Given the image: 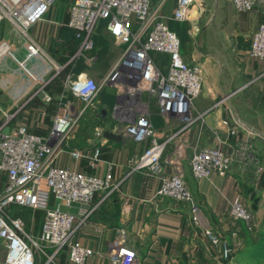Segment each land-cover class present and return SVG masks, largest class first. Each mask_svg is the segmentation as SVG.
<instances>
[{"label": "built area", "instance_id": "obj_1", "mask_svg": "<svg viewBox=\"0 0 264 264\" xmlns=\"http://www.w3.org/2000/svg\"><path fill=\"white\" fill-rule=\"evenodd\" d=\"M170 0H71L67 7V19L62 24L74 32L80 42L73 57L85 58L94 51L93 36L100 22H106V30L122 53L110 72L100 82L87 74H80L64 82V88L74 99L67 101L54 116L46 135L31 132L25 124H15L17 112H2L0 117V240L5 256L0 264H36L38 244L53 248L46 256L52 262L62 251L68 253L71 264H85L96 252L75 240L78 227L88 220L94 211L97 195L117 192L112 167L104 176L78 171L66 164L68 156L73 162L89 160L94 166L100 161L102 144L108 134L118 136L123 142L145 146L142 154L129 162L131 173L146 172L160 181L157 196L177 203L187 204L198 221L193 193L185 179L184 164L188 163L197 180L215 175H227L238 163L243 171L255 163L256 153L248 141L233 145L231 138L240 133L248 139L258 134L248 127L233 111L227 138L215 147H198L192 141L194 128L203 120L192 114L193 102L202 94L204 76L200 65L184 60L178 35L169 27L170 21L190 22L193 31L203 12V0H176L175 10L168 17L166 9ZM55 0H24L21 3L0 0V20L9 19L13 31L28 50L29 58L42 56L50 64L53 61L41 45L32 40L31 28L45 20ZM236 14H258L264 18V0H227ZM192 32V31H191ZM194 36L195 34H193ZM152 54L166 55L169 65L162 73ZM250 57L264 61V21L252 34ZM72 59V60H73ZM98 54L89 62L96 63ZM49 70V71H50ZM50 71V72H51ZM40 84L46 80L40 78ZM105 88L116 90V104L110 111L114 125L97 127L100 137L85 148L72 146L79 126L87 112L100 116V94ZM45 104L52 102L50 95L39 89ZM145 96L157 102L166 122L178 125L168 132L158 131L150 120V110ZM227 110L224 97L216 109ZM229 111V110H228ZM169 147L172 151L167 154ZM254 152V154H253ZM190 153V156H189ZM171 168V169H169ZM13 206L27 207L45 213L38 243L25 231L24 221L11 213ZM76 208V212L72 211ZM233 222H243L249 231L254 227L251 210L237 197L230 209ZM205 236L213 245L219 238L211 229ZM40 248V247H39ZM45 254V253H44ZM110 264H137L136 252L127 244L123 230L108 251L99 254ZM223 255L230 259L232 250L225 244Z\"/></svg>", "mask_w": 264, "mask_h": 264}, {"label": "crops", "instance_id": "obj_2", "mask_svg": "<svg viewBox=\"0 0 264 264\" xmlns=\"http://www.w3.org/2000/svg\"><path fill=\"white\" fill-rule=\"evenodd\" d=\"M70 1H57V8H52L45 20L30 30L32 40L41 45L52 59V71L49 69L50 62L44 57L29 58L26 46L13 31L9 19L0 20V117L4 111L14 113L17 106H24L17 113L14 123L25 124L31 132L42 136L49 131L61 106L74 99L64 88L66 80L88 72L100 83L108 74L97 76L92 74L93 71L85 70L84 58L72 61L80 42L75 39L72 30L62 25L67 19L64 9ZM234 14L236 16L232 21L238 20L235 33L241 32L237 34V51L244 53L250 49L251 36L264 18L258 14ZM108 37L112 43V37L109 34ZM208 40H212L211 36ZM215 46L214 42L208 55L210 59L205 63L206 96L196 99L197 111H208L218 95L224 96L226 104L233 107L240 120L258 134L248 139L246 134L240 133L230 139L233 145L248 141L257 153L255 163L246 171L236 163L227 175L203 180L195 179L189 164L185 163V179L198 211L196 222L193 219L195 213L189 205L157 196L160 188L158 178L146 172L131 173L129 162L142 154L145 146L110 138L102 144L98 142L101 157L94 166L89 160L73 162L66 156L64 164L88 174L104 176L112 167L114 181L120 184L119 191L95 197L94 211L77 229L75 240L96 252L85 264H110L108 258L99 254L109 250L119 230L125 232L128 247L136 252L137 264H264V61L252 59L249 50L244 55L242 66L227 68L218 61L221 52ZM113 47L122 50L115 44ZM182 54L193 64L199 62L201 56L197 53L192 56ZM120 55L121 52L116 61ZM151 56L159 69L166 73L168 56ZM40 78L46 80V84L41 85ZM39 89H44L51 96V103L45 104ZM116 100L115 89L102 90L99 99L102 115L97 117L102 128L114 125L110 111ZM224 121H230L224 107L211 111L194 128L193 143L198 147L217 146L220 140L227 138L228 126ZM151 123L162 132L178 126L174 122L176 126L170 129L159 107L158 110L154 108ZM76 142L75 139L72 146H89L86 143L74 145ZM172 149L169 147L167 154ZM237 197L254 216L252 231L243 222H233L230 218V209ZM76 210L72 209L74 213ZM206 229H211L219 238L218 244L213 245L205 236ZM225 244L232 250L230 259L223 255ZM48 250L52 255L53 248ZM36 264L71 263L68 253L62 251L52 262L48 257L45 260L36 258Z\"/></svg>", "mask_w": 264, "mask_h": 264}, {"label": "rangeland", "instance_id": "obj_3", "mask_svg": "<svg viewBox=\"0 0 264 264\" xmlns=\"http://www.w3.org/2000/svg\"><path fill=\"white\" fill-rule=\"evenodd\" d=\"M60 0H55V2L51 5L52 8H57V4ZM69 1V0H68ZM13 2V1H12ZM176 0H170L168 2V6L166 9V15L170 17L174 10H175ZM68 5L65 7L64 12H66ZM203 8L204 12L196 25V28L193 31V25L190 22H181V23H175L170 21L169 27L174 31L178 37L181 40L182 44V52L186 53L188 56H192L194 53L201 54V56L198 58L199 62L195 63L200 65L203 71L204 76V83H203V92L198 97H205L204 90L206 89L205 86V63L210 58L208 55L211 53L212 50V44L215 42L218 50L222 53L219 54L217 57L218 61H220V64L224 65L227 68H234V67H240L242 66L243 59L245 58V53H248L250 50H245L244 53L241 51V53H238L237 46L239 40V37H237V34H240L241 32L235 31L237 30V24L238 20L232 21V18L236 16L234 12L231 10L229 4L227 3V0H203ZM50 9V11H51ZM65 22V21H64ZM63 23V22H62ZM195 34L192 36V32ZM108 32L106 31V22H100L96 28L95 35L93 36V42H94V51L91 53H86L84 62H85V70L87 71H93L92 74L97 76L106 75L109 73L112 66L115 64L116 57L120 52L122 53L121 49H116L113 47V40L112 43L108 40ZM206 36H211L212 40H208ZM246 47V46H245ZM250 53V52H249ZM248 53V54H249ZM98 54V61L96 63L89 62V59ZM250 56V55H249ZM184 57V56H183ZM196 57V56H195ZM197 58V57H196ZM184 60L189 63V59L184 57ZM72 61H75L73 59ZM191 65H194L193 63H189ZM208 65V64H206ZM161 69V68H160ZM109 71V72H108ZM163 73V70H160ZM86 74L95 80V78L86 72ZM98 82L97 80H95ZM224 98L222 95H218L216 97V101L212 105V107L205 112H198L197 111V105L196 100L193 102L192 106V114L194 116H202L203 119L213 110H215V106L218 105V103ZM144 101L149 107L150 110V120L153 113L154 108H157L158 106L156 104L155 99L149 96H145ZM157 106V107H156ZM62 107V106H61ZM227 111H233L236 113L232 106L227 104ZM226 109V108H225ZM100 112L99 114H101ZM102 124L94 114V112H87L86 116L84 117V120H82L77 135L76 140L77 142L74 145H80L82 143H86L89 145L92 144L93 141H98L100 137L96 136L95 129L97 127H102ZM171 128H174L176 125H168ZM169 129V128H168ZM256 153V150H254ZM253 152V154H254ZM257 155V153H256ZM251 167V166H250ZM18 217H20L24 223H25V231L28 235L34 238V241L38 243V237L40 235L42 224L45 219V213L39 212L36 210H30V209H18L16 212H13ZM40 247V248H39ZM54 251V249H53ZM37 252V258L45 260L46 256H51L48 248H45V246L38 244V248L36 247ZM45 253V254H44ZM5 256V249L3 245V241L0 240V260L3 259Z\"/></svg>", "mask_w": 264, "mask_h": 264}, {"label": "trees", "instance_id": "obj_4", "mask_svg": "<svg viewBox=\"0 0 264 264\" xmlns=\"http://www.w3.org/2000/svg\"><path fill=\"white\" fill-rule=\"evenodd\" d=\"M172 22H175V23H181V22H176V21H172ZM172 30V29H171ZM20 208H22V209H30V208H27V207H21V206H13L12 208H11V213H12V215H14V216H17L16 214H14L13 212H16L18 209H20ZM30 210H32V209H30ZM39 212H42V211H39ZM44 213V212H43Z\"/></svg>", "mask_w": 264, "mask_h": 264}, {"label": "water", "instance_id": "obj_5", "mask_svg": "<svg viewBox=\"0 0 264 264\" xmlns=\"http://www.w3.org/2000/svg\"><path fill=\"white\" fill-rule=\"evenodd\" d=\"M107 137L110 138V139H112V140H117L119 142L122 141V139L120 137L114 136V135H111V134H108Z\"/></svg>", "mask_w": 264, "mask_h": 264}, {"label": "bare ground", "instance_id": "obj_6", "mask_svg": "<svg viewBox=\"0 0 264 264\" xmlns=\"http://www.w3.org/2000/svg\"><path fill=\"white\" fill-rule=\"evenodd\" d=\"M11 2L13 1V2H15V3H21V2H23L24 0H10Z\"/></svg>", "mask_w": 264, "mask_h": 264}]
</instances>
